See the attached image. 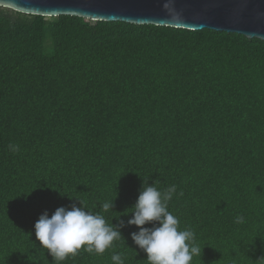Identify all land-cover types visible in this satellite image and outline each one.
I'll use <instances>...</instances> for the list:
<instances>
[{
    "label": "trees",
    "instance_id": "trees-1",
    "mask_svg": "<svg viewBox=\"0 0 264 264\" xmlns=\"http://www.w3.org/2000/svg\"><path fill=\"white\" fill-rule=\"evenodd\" d=\"M143 181L183 192L192 264H264V41L0 7V264H54L41 214L76 198L115 225ZM133 231L62 264H147Z\"/></svg>",
    "mask_w": 264,
    "mask_h": 264
},
{
    "label": "clouds",
    "instance_id": "clouds-1",
    "mask_svg": "<svg viewBox=\"0 0 264 264\" xmlns=\"http://www.w3.org/2000/svg\"><path fill=\"white\" fill-rule=\"evenodd\" d=\"M8 147L13 152L19 151V145ZM182 195L183 192L177 193L176 185L160 190L155 183L143 181L134 205L129 208L130 214L124 216L127 219L120 217L115 225L99 212L88 210L83 201L67 197L73 201L70 205L58 207L51 216L47 211L39 216L34 224L35 237L54 264H62L80 251L103 255L115 241L124 239L123 229L135 227L137 231L131 232L130 238L146 254L147 264H192L202 252L195 232L188 227L181 229L178 217L169 211L174 196ZM114 208L115 201L101 204L103 212ZM245 222L243 216L234 220L236 224ZM124 260L121 253L111 256L112 264H124Z\"/></svg>",
    "mask_w": 264,
    "mask_h": 264
},
{
    "label": "water",
    "instance_id": "water-1",
    "mask_svg": "<svg viewBox=\"0 0 264 264\" xmlns=\"http://www.w3.org/2000/svg\"><path fill=\"white\" fill-rule=\"evenodd\" d=\"M26 15L235 33L264 41V0H0Z\"/></svg>",
    "mask_w": 264,
    "mask_h": 264
}]
</instances>
